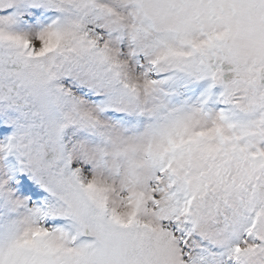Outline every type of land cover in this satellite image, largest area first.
<instances>
[{
    "label": "snow or ice",
    "instance_id": "obj_1",
    "mask_svg": "<svg viewBox=\"0 0 264 264\" xmlns=\"http://www.w3.org/2000/svg\"><path fill=\"white\" fill-rule=\"evenodd\" d=\"M0 264H264V0H0Z\"/></svg>",
    "mask_w": 264,
    "mask_h": 264
}]
</instances>
